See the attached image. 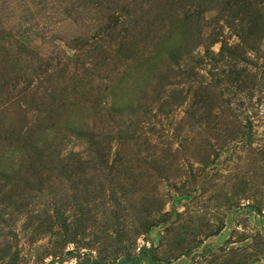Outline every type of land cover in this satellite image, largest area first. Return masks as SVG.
I'll list each match as a JSON object with an SVG mask.
<instances>
[{
	"label": "rangeland",
	"instance_id": "rangeland-1",
	"mask_svg": "<svg viewBox=\"0 0 264 264\" xmlns=\"http://www.w3.org/2000/svg\"><path fill=\"white\" fill-rule=\"evenodd\" d=\"M0 264H264V0H0Z\"/></svg>",
	"mask_w": 264,
	"mask_h": 264
}]
</instances>
